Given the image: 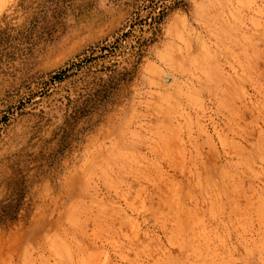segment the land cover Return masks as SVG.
<instances>
[{
	"label": "rangeland",
	"instance_id": "obj_1",
	"mask_svg": "<svg viewBox=\"0 0 264 264\" xmlns=\"http://www.w3.org/2000/svg\"><path fill=\"white\" fill-rule=\"evenodd\" d=\"M0 264H264V0H0Z\"/></svg>",
	"mask_w": 264,
	"mask_h": 264
}]
</instances>
